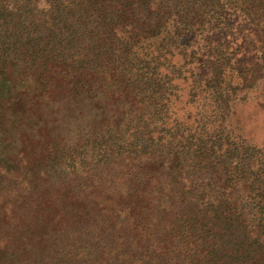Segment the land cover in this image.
I'll return each instance as SVG.
<instances>
[{
    "label": "trees",
    "instance_id": "obj_1",
    "mask_svg": "<svg viewBox=\"0 0 264 264\" xmlns=\"http://www.w3.org/2000/svg\"><path fill=\"white\" fill-rule=\"evenodd\" d=\"M261 119L264 0H0V264H264Z\"/></svg>",
    "mask_w": 264,
    "mask_h": 264
},
{
    "label": "rangeland",
    "instance_id": "obj_2",
    "mask_svg": "<svg viewBox=\"0 0 264 264\" xmlns=\"http://www.w3.org/2000/svg\"><path fill=\"white\" fill-rule=\"evenodd\" d=\"M182 89H183V90L186 89V86H182ZM181 95H182V99H181V100H184V101H185V99H186V91L184 90V91L181 93ZM183 106H184V105H183ZM179 107H180V105H179ZM183 113H184V112H183ZM183 113H181V114H183ZM261 114H262V113H261ZM261 117H262V116H261ZM257 118H258V115H257ZM260 122H264V120L261 119ZM263 140H264V139H262V138H258V141H259L260 143H261ZM0 175H1L2 177L7 178V179H11V178L14 177V175H13L12 173H8V174H7V172H6L5 170L0 171Z\"/></svg>",
    "mask_w": 264,
    "mask_h": 264
}]
</instances>
